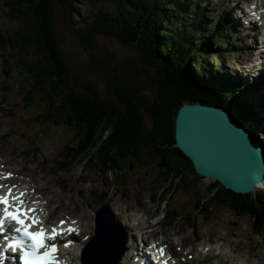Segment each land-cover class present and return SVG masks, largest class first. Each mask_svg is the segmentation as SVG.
I'll use <instances>...</instances> for the list:
<instances>
[{"label":"trees","instance_id":"trees-1","mask_svg":"<svg viewBox=\"0 0 264 264\" xmlns=\"http://www.w3.org/2000/svg\"><path fill=\"white\" fill-rule=\"evenodd\" d=\"M2 1L7 22L19 24L0 34L3 67H15L18 78H24L19 90L24 107L37 109L39 100L45 106L31 119L36 134L58 132L60 127L70 138L71 143L62 146V166L81 163L102 176H123L141 165L152 171L161 191L175 193L171 197L175 206L180 205L177 191H194V213H200L202 220L213 208H223L236 218L248 217L252 234L263 235L264 192L235 193L213 180L201 194L196 187L203 177L175 145L177 110L196 102L223 108L247 124L264 145V106L243 97V75L230 78L221 69L220 49L228 46L222 40L226 29L221 20L203 17L195 6L199 2L193 5L191 0H112V10L97 8L82 25L73 17L78 6L92 0ZM57 13L84 46L104 35L134 51L126 74L113 76L109 83L113 99L86 86L73 88L56 33ZM147 77L153 89L148 105L140 86ZM259 115L263 127L254 122ZM192 218L186 215V220Z\"/></svg>","mask_w":264,"mask_h":264},{"label":"rangeland","instance_id":"rangeland-1","mask_svg":"<svg viewBox=\"0 0 264 264\" xmlns=\"http://www.w3.org/2000/svg\"><path fill=\"white\" fill-rule=\"evenodd\" d=\"M211 1L219 0H191L190 3L195 5L199 2L198 6L195 5L198 11L202 13L203 17L210 19L215 15L216 11L221 9L220 4L212 5ZM4 7L3 1L0 0V34L5 28L12 30L19 26L18 23L7 22L6 7ZM100 7L103 8V10H112L114 5L112 0H92L82 3L77 7V14H75L73 19L79 18L80 24L82 25L88 14ZM231 16L233 17L234 14L232 13ZM55 28L62 52L68 63L73 88L83 90V87L86 86L97 90L104 98L113 99L111 92L112 87L109 83L113 76H124L126 74L127 61L134 59V51L122 44L119 40L104 35L96 36L94 42L89 46L82 45L77 36L65 28L59 13L56 14ZM230 37V35L226 37L228 41L227 48L223 47V60L220 62L221 69L224 70V73L228 74L230 78L239 77V75L234 74V71L237 70L235 64L238 68L240 67L243 70L242 75L245 78L243 84V97H245L248 102H252L251 98L255 99V92L252 94V91L258 88L256 84L252 85V80L256 81L255 77L258 76V73L253 72V70L241 60L244 57L242 53L235 58L236 51H228L230 48L234 50L233 47L238 45V40L232 41ZM0 54H3L1 50ZM194 65L198 67L200 63H194ZM138 67H140L139 64ZM9 70L11 74L5 79L7 81H4L3 77H1L2 66L0 58V94L4 96L3 99L6 102L3 108L0 109V112L2 113L4 110L8 109L10 104H12L14 110L19 114V117L11 121L9 116L2 114V125L6 129H12V132L9 133L0 128V144L3 141L8 142L6 147L7 152H12L17 162H30V166L41 161L43 154H45L50 161L55 158H62V146L66 141L71 143L69 140L70 138H68L67 134H65L64 130L60 127H56L58 132L49 131L43 133L38 129L37 131L40 132L36 134V123L31 121V119L34 113L40 114L43 110L45 111V106L40 100L39 102L36 101L37 109L35 106H22L19 90H21L20 84L24 82V78H18L19 73L15 67ZM257 79L258 81L261 80L259 78ZM140 86L141 93L146 97L144 100L148 105L151 102L153 91L151 79L148 77L143 79ZM259 92L264 98V90L259 89ZM251 94L253 97H251ZM23 103L27 104L26 102ZM257 103H261V97L257 100ZM10 113L12 114L13 111L11 110ZM262 116L264 117V113ZM144 118L148 121L147 117L144 116ZM255 120L256 127L257 122L263 127L261 115L257 116ZM257 132L260 134V129H257ZM262 147L264 151V145H262ZM32 150L33 154L30 152ZM144 161L148 162L147 159H144ZM151 163V167H153L155 163ZM68 168L69 170L63 174L59 171L47 170L49 180L53 182L56 175L61 176L65 184L75 194V198L78 196L79 200L84 202L88 201L92 209L96 208L97 202L91 199L90 191L93 192V196L95 193L107 192V202H110L111 205L114 206L113 201H116V203L120 205L119 210L125 207V203L128 204L130 208H137V205H139L138 210L143 211V214L147 210V212L151 211L152 214L157 215L154 218L155 220L161 218L160 224L163 230L166 231V236L168 238L167 242L176 234L184 236L183 239L187 243L199 248L206 239L209 241H216L219 239L221 241L214 244L212 248L226 252L228 257H234L235 260L232 264H244V260L239 257V253L243 255L249 254V260L252 263L246 258V264H264V233L261 237H256L252 234L250 227L251 221L248 217L236 218L226 209L215 207L202 220V217L198 216L200 213H194V200L197 193L190 190L177 191L180 192L178 194V201L180 203L178 208L171 200V197L175 194L172 192L175 191L170 192V194L172 193L171 196H169L165 190L161 191L159 189L161 184L155 183L153 180L155 176L152 171H148L150 169L147 170L145 167L137 165L132 167L131 171L123 176H114L112 174H105L102 176L98 170L89 169L81 163H73L68 166ZM212 181V178L203 177V179L199 181L200 186L196 188L203 194L205 185L209 182L212 183ZM257 188H259V186ZM262 192H264V186L256 193L252 192L251 194L259 195ZM135 198L137 200V205L135 203ZM142 204L146 207V210ZM171 204H173L172 207ZM169 206L170 209H173L170 210ZM114 211L116 215L119 214V211L115 209ZM164 211L168 213L169 216H166L163 221L162 216H164ZM188 214L193 217L191 221L186 220V215ZM98 242L99 239L95 244ZM99 254L100 251H96L93 253L92 258H97ZM212 255L215 256L213 252ZM212 255H210L209 258L213 257ZM222 258L225 259L226 257L222 256ZM214 261H216V259L211 258L203 263L210 264V262Z\"/></svg>","mask_w":264,"mask_h":264},{"label":"water","instance_id":"water-1","mask_svg":"<svg viewBox=\"0 0 264 264\" xmlns=\"http://www.w3.org/2000/svg\"><path fill=\"white\" fill-rule=\"evenodd\" d=\"M174 137L175 145L191 160L199 176L215 179L226 189L242 194L264 184L262 145L247 124L223 108L184 103L176 113ZM105 231L93 238L92 244L99 239L98 244L104 245L108 237ZM105 249L98 262L112 257L107 246Z\"/></svg>","mask_w":264,"mask_h":264},{"label":"snow or ice","instance_id":"snow-or-ice-1","mask_svg":"<svg viewBox=\"0 0 264 264\" xmlns=\"http://www.w3.org/2000/svg\"><path fill=\"white\" fill-rule=\"evenodd\" d=\"M11 190L6 195L0 196V205H3V214L0 217V231H3L7 221L14 222L17 227L14 228L15 233L18 234L17 237H13L8 247L13 251L19 250V262L20 264H57L55 253L57 251L56 245H49L46 243L47 240H55L60 234L54 227L52 229L51 235H47L43 227L39 231H30V228L40 224L37 217H29V212L34 211V209H22V201L19 197H12L13 199L19 201L14 211H10V201ZM23 195V193L21 194ZM31 220V223H26L27 220ZM64 221H61L63 225ZM73 231V229H69ZM67 247V245H65ZM44 251H41V250ZM164 249L160 250V254L163 255ZM0 264L3 261L0 260Z\"/></svg>","mask_w":264,"mask_h":264},{"label":"bare ground","instance_id":"bare-ground-1","mask_svg":"<svg viewBox=\"0 0 264 264\" xmlns=\"http://www.w3.org/2000/svg\"><path fill=\"white\" fill-rule=\"evenodd\" d=\"M247 88V87H246ZM258 89H263L264 90V80L258 85ZM255 96H256V93H255ZM252 97V96H251ZM252 102H256L253 101L254 99H252ZM262 114V113H261ZM255 128V127H254ZM206 178H210V177H206ZM215 180V179H213ZM259 186V188H257ZM258 186H256L251 192H249L250 194L253 192V193H256L258 190H260L261 187L264 186V184H259ZM244 194H248V193H244ZM143 206V205H142ZM130 222L128 224H126L128 227H129V241H128V247L131 246V243H132V240L134 238V234L137 232V230H140V228L138 227V223H133V228H130ZM95 236V235H94ZM92 242L86 247V255L88 254V257L90 258V262L88 264H96V261L93 260L92 256H91V250H92ZM127 247V248H128ZM215 254V253H213ZM106 255V254H105ZM109 255V254H108ZM212 255V252H210L205 259L209 258V256ZM213 256V255H212ZM88 258V259H89ZM105 261L107 262L106 264H111L112 263V259L113 257H111L110 255L109 256H106L105 258ZM204 259V260H205ZM232 260V259H230ZM229 261V260H228ZM201 262V258L199 260V262L197 264H199Z\"/></svg>","mask_w":264,"mask_h":264}]
</instances>
